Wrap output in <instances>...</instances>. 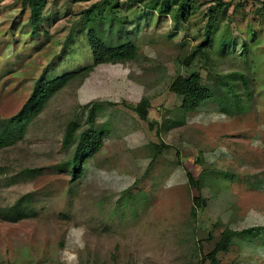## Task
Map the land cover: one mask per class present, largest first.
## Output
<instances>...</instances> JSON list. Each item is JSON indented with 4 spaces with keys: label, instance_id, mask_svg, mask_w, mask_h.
<instances>
[{
    "label": "rangeland",
    "instance_id": "obj_1",
    "mask_svg": "<svg viewBox=\"0 0 264 264\" xmlns=\"http://www.w3.org/2000/svg\"><path fill=\"white\" fill-rule=\"evenodd\" d=\"M97 1L49 0L34 32L21 0H0L1 119L14 116L38 83L90 65V30L107 47H137L129 62L80 74L50 99L22 141L0 151V207L26 215L0 220V264H209L203 256L226 228L258 231L235 239L218 255L220 264H264V0H222L231 7L219 16L215 38L222 35L227 49L191 68L182 62L203 36L211 0H198L179 31L169 16L128 0L117 13L93 11L88 21L84 12ZM197 70L216 100L184 114L169 85ZM229 75L243 95L238 104L225 97ZM143 97L150 100L147 121L127 107ZM90 106L102 146L72 182L74 147H62L64 129L71 121L78 133L87 129ZM24 169L40 172L6 187ZM202 172L199 192L186 174L197 179ZM199 195L205 205L193 217Z\"/></svg>",
    "mask_w": 264,
    "mask_h": 264
},
{
    "label": "trees",
    "instance_id": "obj_2",
    "mask_svg": "<svg viewBox=\"0 0 264 264\" xmlns=\"http://www.w3.org/2000/svg\"><path fill=\"white\" fill-rule=\"evenodd\" d=\"M121 1L122 0H99L85 10L84 16L90 21L91 13L102 7L111 8L117 13L120 11ZM128 2L148 9L152 11V13H156L158 17L169 16L171 22L175 25L173 28L178 31L186 29L187 20L201 5L198 0H128ZM48 3L49 0H21L22 8L27 9L29 12L28 24L34 32L41 26L44 19V11ZM262 5L264 6V2H262ZM230 7V2H224L222 0H211L209 2V6L205 10L206 22L203 29V36L200 42L195 44L185 55L182 62L185 68H191L195 60H198L199 66L206 67L214 51L227 49L222 35L215 38V34L220 25L219 16L225 14ZM101 15L102 13H99L93 19H99ZM124 20L127 22L126 19ZM88 36V42L93 56L90 65L76 72L65 74L50 82L43 84L38 83L32 90L31 96L14 116L8 119L0 118V151L13 147L22 141L28 126L35 117L42 112L50 99L69 83L75 81L80 74L86 75L102 64H122L137 57V47L133 43H127L116 48L107 47L104 41L98 37L95 28L89 31ZM214 41L217 42L215 48H213ZM232 78L233 75L223 77L227 86L225 97H231L235 104H238L243 95L237 92L233 84L226 81V79ZM240 80L242 81L245 95L249 97L248 82L243 76H240ZM169 91L179 98V109L184 114L194 113L205 104L216 100L213 99L210 92L202 86L199 70L175 76L169 85ZM127 107L133 110L142 121H147V111L150 108V100L148 97L141 98L135 106L127 105ZM94 109L95 106H90L88 108L87 129L78 133L79 126L74 121L69 122L64 129L62 147H74L71 158L67 162V165L71 167L69 173L72 182L81 178L84 172L83 164L88 158L94 156L102 146L103 134L94 128L96 117ZM161 147L164 146L156 147L157 153L161 151ZM39 172L38 169H24L17 175L10 177L7 180L10 182H6L5 185L7 187L22 180L32 179ZM202 174L203 172L197 179H194L189 173L186 174L188 184L196 188L199 192L202 189ZM3 175L4 172L2 168H0V178ZM192 201L194 206L191 210V215L194 217L196 213L195 209L204 207L205 200L199 195L193 198ZM25 217L26 215L23 213H11L8 212L6 208L0 207V220L14 223ZM253 230L258 231L256 228L242 231H233L228 228L224 229L220 233L218 241L214 243L211 251L203 256V261H207L209 264H220L217 258L218 255L220 253H226L235 239Z\"/></svg>",
    "mask_w": 264,
    "mask_h": 264
}]
</instances>
